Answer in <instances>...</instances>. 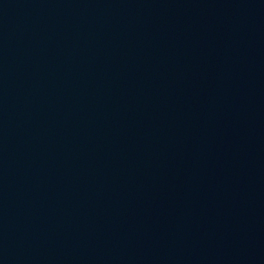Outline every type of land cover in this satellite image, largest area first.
<instances>
[{"label": "water", "instance_id": "water-1", "mask_svg": "<svg viewBox=\"0 0 264 264\" xmlns=\"http://www.w3.org/2000/svg\"><path fill=\"white\" fill-rule=\"evenodd\" d=\"M0 264H264V0H0Z\"/></svg>", "mask_w": 264, "mask_h": 264}]
</instances>
